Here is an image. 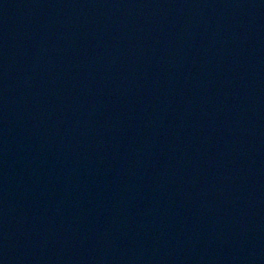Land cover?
I'll return each instance as SVG.
<instances>
[{"label": "water", "instance_id": "water-1", "mask_svg": "<svg viewBox=\"0 0 264 264\" xmlns=\"http://www.w3.org/2000/svg\"><path fill=\"white\" fill-rule=\"evenodd\" d=\"M0 264H264V0H0Z\"/></svg>", "mask_w": 264, "mask_h": 264}]
</instances>
